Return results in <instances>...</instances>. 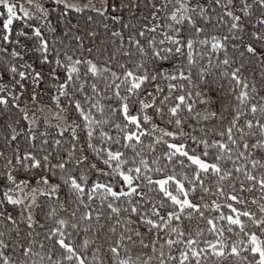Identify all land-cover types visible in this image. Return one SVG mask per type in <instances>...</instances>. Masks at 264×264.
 Segmentation results:
<instances>
[{
	"label": "snow or ice",
	"instance_id": "1",
	"mask_svg": "<svg viewBox=\"0 0 264 264\" xmlns=\"http://www.w3.org/2000/svg\"><path fill=\"white\" fill-rule=\"evenodd\" d=\"M0 264H264V0H0Z\"/></svg>",
	"mask_w": 264,
	"mask_h": 264
}]
</instances>
